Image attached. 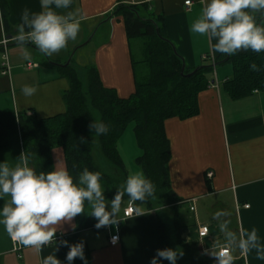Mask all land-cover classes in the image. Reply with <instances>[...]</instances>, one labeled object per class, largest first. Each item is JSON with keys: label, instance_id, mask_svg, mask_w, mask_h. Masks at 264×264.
Here are the masks:
<instances>
[{"label": "crops", "instance_id": "1", "mask_svg": "<svg viewBox=\"0 0 264 264\" xmlns=\"http://www.w3.org/2000/svg\"><path fill=\"white\" fill-rule=\"evenodd\" d=\"M7 1L10 6L8 20L15 29L24 8L31 11L40 10V0ZM185 1L75 0L71 11L75 12L82 23L106 15L118 3L145 2L154 15L163 16L167 37L175 51L182 57L185 66L194 68L209 61L213 62L220 54L209 51L206 37L189 32L191 21L202 8L201 0H191L189 9L186 8ZM103 22H106L109 34L106 32L107 36H100L95 45L93 63L103 84L114 88L119 96L127 97L135 90V76L125 25L120 16L109 17ZM94 27L95 23H88L81 29V36L84 37L86 30L90 32ZM98 28L90 41L97 35ZM14 37L5 31L0 6V108L13 112L26 110L38 118L64 112L66 104L62 94L68 89L69 82L55 66L43 61L59 59L63 62L62 58H67L78 43L74 45L70 42V45L67 44L52 57L39 50H25L16 43ZM4 38L9 39L5 49L2 43ZM4 50L10 64V71L7 73L2 71ZM25 55L28 59H25ZM28 62H31L32 66H27ZM217 65L215 71L208 74L210 85L199 93V112L184 119L169 117L164 122L171 146V186L180 198H196L195 210L190 209L189 202L186 206L191 210L198 225H219L227 222L230 230L238 231L237 235L242 229L254 226L261 243H264V90L255 89L246 96L232 97L223 85L232 75V64L222 68H217ZM26 84L35 85L37 88L30 97L23 96L20 91ZM22 152L24 150L20 145L0 147V162L12 166L20 162L18 157ZM51 155L53 165L59 160L66 166L61 146L54 147ZM29 163L33 166L32 162ZM208 169L214 171L210 180L206 177ZM7 199L0 198V206ZM200 204L209 213L201 215L202 212L198 211ZM245 204L249 206L246 207ZM126 205L124 203L122 208ZM166 208H140L144 214L135 216V213L126 218L122 212L120 216L123 220L115 226H106V240L100 239L92 244L87 242L92 249L90 264H149L156 250L160 249L157 215H160L159 210ZM215 208L225 211L228 215L213 220ZM183 219L184 217L182 222H185ZM72 224L76 225L75 217L70 223L59 225L56 233H74L76 226L73 228ZM167 227L173 233V225ZM84 231L85 229L80 231V237ZM115 233L119 234V241L116 245H110L109 236ZM223 239V234L218 231L208 234V247L206 241L201 238L199 245L203 248L202 252L208 255V251ZM55 247L54 242L39 251L21 246L14 250L13 242L0 225V264H41L43 256L54 252ZM229 247L233 257L242 256L245 264H264V260L255 258L254 251L245 253L238 247ZM65 249L66 246L61 241L57 242L56 256L62 263Z\"/></svg>", "mask_w": 264, "mask_h": 264}, {"label": "trees", "instance_id": "2", "mask_svg": "<svg viewBox=\"0 0 264 264\" xmlns=\"http://www.w3.org/2000/svg\"><path fill=\"white\" fill-rule=\"evenodd\" d=\"M74 2L75 0H72L69 9L59 11H69ZM0 6L5 31L15 36L17 26L15 29L9 23L8 1L0 0ZM112 16L122 17L129 41L133 38L141 39L142 57H132L135 90L127 97L119 96L114 88L103 84L95 64L84 66L83 79L79 67L73 63V58L66 66L55 65L50 59H46L43 62L55 66L69 82L68 89L62 94L66 104L65 111L54 116L38 118L26 110L13 112L0 108V147L10 144L22 146L26 154L31 153L29 161L33 166L37 170L47 171L53 166L52 149L61 146L70 173L74 174L84 167L100 172L102 191L106 199L110 200L127 176L118 142L126 127L134 123V136L142 150L136 161L144 175L155 186L151 199L143 204L135 202L134 205L145 210L157 206H171L174 210L173 233L160 215H157V226L160 249L171 247L183 253L178 256L177 264H215L214 258L204 254L199 245L197 221L192 219L190 222H182L180 209L181 206L187 205L188 201L178 197L171 186V146L164 122L169 117L184 119L199 112V93L210 85L208 74L215 71V64L219 62L232 64V75L223 82L232 97L246 96L255 89L264 90V52L242 50L228 58L220 54L213 62L209 61L194 68L185 66L182 71L183 59L167 37L163 16L154 15L147 3H118L111 12L100 17L99 22ZM258 22L264 23V19L258 17ZM54 61L60 62L59 59ZM253 63L257 65L258 71L249 68ZM195 68L197 70L188 75ZM95 115L98 120L108 125L106 134L97 136L89 129L88 125L95 119ZM95 136L101 155L109 163L108 171L96 161ZM208 184L210 188L209 180ZM156 196L162 200H157ZM123 200L128 199L124 196ZM157 201L160 205L156 206ZM87 209L86 205L85 211ZM75 218V232L69 234L66 240L69 244L83 241L84 255L90 264L92 249L79 233L83 229H97L94 227L96 221L83 212ZM208 226V234L219 231L216 223ZM232 231L238 233L236 230ZM207 239L208 235L202 238L208 247L210 241ZM223 242L221 240L219 243ZM67 251L66 246L65 255ZM73 264L82 262L80 259H74ZM164 264H168V261L165 260ZM233 264H245L244 258L233 257Z\"/></svg>", "mask_w": 264, "mask_h": 264}, {"label": "clouds", "instance_id": "3", "mask_svg": "<svg viewBox=\"0 0 264 264\" xmlns=\"http://www.w3.org/2000/svg\"><path fill=\"white\" fill-rule=\"evenodd\" d=\"M202 8L191 21L189 32L206 37L209 51L229 57L239 51L264 52V0H201ZM72 0H40V10L31 11L24 8L20 13L14 37L18 45L31 44L45 55H52L75 40L80 30V19L72 12L61 13L69 9ZM25 59L28 56L25 55ZM249 68L258 71L255 63ZM21 94L32 96L35 85H24ZM89 129L94 135L108 132V125L102 120L93 119ZM31 153L22 152L18 163L9 166L0 162V198L7 197L0 206V225L7 233L14 246L33 248L37 251L55 241L56 247L41 259V264H62L56 256L57 227L70 223L82 212L95 219L94 227L99 229L108 225H117L123 220L120 216L122 197L130 202L145 203L154 196L155 186L141 172H130L109 200L101 188V173L84 167L70 173L62 161L50 170H37L30 166ZM75 167V166H74ZM87 205L88 211H85ZM135 216L144 214L140 207L135 208ZM228 214L218 210L212 219L226 217ZM75 224L72 227L75 228ZM223 234V244L218 243L208 251L215 264H233L232 249L238 247L242 252L254 251L257 260H264V243H261L257 228L242 229L237 235L227 227V222L218 225ZM111 242L117 237L113 235ZM68 251L63 264H73L80 259L88 264L84 255L83 241L69 244L61 241ZM178 249L166 247L157 249L149 264H177Z\"/></svg>", "mask_w": 264, "mask_h": 264}, {"label": "rangeland", "instance_id": "4", "mask_svg": "<svg viewBox=\"0 0 264 264\" xmlns=\"http://www.w3.org/2000/svg\"><path fill=\"white\" fill-rule=\"evenodd\" d=\"M69 11H71V9ZM74 14H75V12H74ZM100 19H101L100 17H97V18H94V19H92L90 21H85V22L80 23V30H79V32L77 34L76 39L75 40H71V41H69L67 43L69 45H70V42L74 43V45L78 43L76 46H74V48H77V49H76L74 57H73V63L75 64L76 67H79L78 70H79L80 76L83 79H85V68H84V66L94 64L93 63L94 62L93 61L94 60L93 56H94V51H95V47H96L95 45L99 41L100 36H102V35L107 36L109 33H108V26L106 25V22L102 23L99 26V28H98L97 35L95 36V38L92 41H89L88 43L83 44L87 40V38L90 36V34H91V32L93 30H91L90 32H88L86 30L85 36L82 37L81 36V29H83V27L87 26L88 23H95V27H96L100 23L99 22ZM129 44H130V48H131V52H132V57L135 58V59H140L142 57L141 39L140 38H133L129 42ZM23 48L25 50L26 49L32 50V51L37 50L31 44L30 45H28V44L23 45ZM73 49L71 50V52L73 51ZM71 52H70V54H71ZM36 53H37V51H36ZM55 55L56 54L53 53L51 56L55 57ZM44 57H45V55L43 56V59H44ZM68 57L67 58H62V59H64L63 62H66ZM227 65H231V63L224 62L222 64L217 65V68H222V67L227 66ZM230 74H232V71H230ZM97 115H95V119L96 120H98V116ZM133 126H134V123H130L126 127V129L124 130V132L121 135V137L119 139V142H118L119 152H120V154L122 156V159H123V161L125 163V167H126V170H127V175L130 172H137V171L141 172L142 174H144L141 166L136 161L137 157L139 155H141L142 150L138 146L137 141L135 139L134 132H133ZM94 155H95L96 161L99 163L100 166L105 168L106 171L110 170L108 161L100 153L96 136H95ZM156 199L159 200V201L162 200L161 197H158V196H156ZM124 203L125 204H129L131 202L128 201V200H123L122 201L120 215L123 212L122 205ZM157 205H160V202L157 201L156 206ZM166 207H167L166 209L159 210V214H160L161 218L167 223V225L171 226V225H173V215H174L173 211L174 210L171 208V206H166ZM88 210L89 209H87V211ZM218 210H219L218 208H217V210L215 208V212L218 211ZM180 211L182 213V216L184 217L183 220L185 222H190L192 219H195L193 214H192V212H191V210H188V207L186 205L181 206V210ZM198 211L202 212L201 215H205V213H209L208 210L205 207H203L201 204L199 206V210ZM107 227H101L99 229H94V228L85 229V231L81 235V238L86 240L88 243H91V244L94 243V241H95V243H97L100 239H105L106 240Z\"/></svg>", "mask_w": 264, "mask_h": 264}, {"label": "built area", "instance_id": "5", "mask_svg": "<svg viewBox=\"0 0 264 264\" xmlns=\"http://www.w3.org/2000/svg\"><path fill=\"white\" fill-rule=\"evenodd\" d=\"M185 5H186V8L189 9L190 8V5H191V0H186L185 1ZM9 41V39L7 38H4L2 43H3V46H4V49L6 48V45H7V42ZM27 66H32V63L31 62H28L27 63ZM2 71L3 73H7L10 71V64H9V61H8V56H7V53H6V50H4V53H3V61H2ZM214 175V171L212 169H208L206 171V177L207 179H211ZM187 201L190 203V209L191 210H195V201H196V198H190V199H187ZM245 206H249V204H245ZM135 208L136 206L134 205L133 202L127 204L124 208H123V217L126 218V217H129V216H132L135 214ZM209 233V226L207 224H199L198 225V234H199V237L202 239L204 238L205 236H207ZM68 235L69 234H63L61 232H58L55 234V237H56V241L59 242V241H63V240H66L68 238ZM115 235L117 237V240L115 243H112L111 242V237ZM109 244L110 245H116L117 242L119 241V234L118 233H115V234H112L111 236H109ZM55 241L51 242V243H54ZM19 246H15L14 250L16 249H19L18 248Z\"/></svg>", "mask_w": 264, "mask_h": 264}, {"label": "water", "instance_id": "6", "mask_svg": "<svg viewBox=\"0 0 264 264\" xmlns=\"http://www.w3.org/2000/svg\"><path fill=\"white\" fill-rule=\"evenodd\" d=\"M108 19H109V17L105 18L103 21H106V20H108ZM103 21H102V22H103ZM102 22H100V23H99V24L93 29V31L91 32L90 36L87 38V40H86L83 44L88 43V42L93 38V36H94V34H95L97 28L99 27V25H100ZM76 49H77V48H74V49H73V51H72L71 54L69 55V57H68V59L66 60V62H58V61H54V60H51V62H52L53 64H55V65H62V66H66V65L70 64V63H71V60H72V58H73V56H74V54H75ZM227 58H228V57H227ZM217 64H218V63H216L215 65H217ZM184 68H185V64L183 63L182 71L184 70ZM196 70H197V68H195L193 71L189 72L188 75L193 74Z\"/></svg>", "mask_w": 264, "mask_h": 264}]
</instances>
